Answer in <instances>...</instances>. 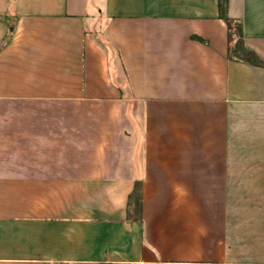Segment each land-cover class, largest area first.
Instances as JSON below:
<instances>
[{
	"label": "crops",
	"instance_id": "0c3cea01",
	"mask_svg": "<svg viewBox=\"0 0 264 264\" xmlns=\"http://www.w3.org/2000/svg\"><path fill=\"white\" fill-rule=\"evenodd\" d=\"M249 53L264 0H0V264H264Z\"/></svg>",
	"mask_w": 264,
	"mask_h": 264
},
{
	"label": "trees",
	"instance_id": "16d2710c",
	"mask_svg": "<svg viewBox=\"0 0 264 264\" xmlns=\"http://www.w3.org/2000/svg\"><path fill=\"white\" fill-rule=\"evenodd\" d=\"M226 1V0H222ZM229 28L231 29V25H229ZM238 33L241 34L240 28H237ZM231 34H229V40L231 41ZM250 60L255 63L256 65H262L264 66V62L260 61L255 55L252 53H249ZM128 214H130V217L134 220H141L142 215V184L141 181H137L135 183L134 190L132 194L129 196L128 201Z\"/></svg>",
	"mask_w": 264,
	"mask_h": 264
},
{
	"label": "rangeland",
	"instance_id": "374dc122",
	"mask_svg": "<svg viewBox=\"0 0 264 264\" xmlns=\"http://www.w3.org/2000/svg\"><path fill=\"white\" fill-rule=\"evenodd\" d=\"M235 32H237V31H235ZM114 264V263H113Z\"/></svg>",
	"mask_w": 264,
	"mask_h": 264
},
{
	"label": "water",
	"instance_id": "95a60500",
	"mask_svg": "<svg viewBox=\"0 0 264 264\" xmlns=\"http://www.w3.org/2000/svg\"><path fill=\"white\" fill-rule=\"evenodd\" d=\"M238 56V55H237Z\"/></svg>",
	"mask_w": 264,
	"mask_h": 264
}]
</instances>
